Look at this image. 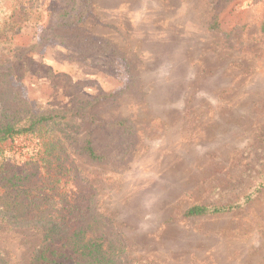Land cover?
Segmentation results:
<instances>
[{"label":"rangeland","instance_id":"1","mask_svg":"<svg viewBox=\"0 0 264 264\" xmlns=\"http://www.w3.org/2000/svg\"><path fill=\"white\" fill-rule=\"evenodd\" d=\"M263 20L264 0H90L82 20L52 29L68 44L32 20L0 43L32 112L116 94L88 111L125 119L129 136L77 120L109 159L72 153L131 264H264ZM11 144L27 158L35 140ZM36 240L0 227L7 264H27Z\"/></svg>","mask_w":264,"mask_h":264},{"label":"trees","instance_id":"2","mask_svg":"<svg viewBox=\"0 0 264 264\" xmlns=\"http://www.w3.org/2000/svg\"><path fill=\"white\" fill-rule=\"evenodd\" d=\"M89 5L90 0H53L51 4L0 0V43L11 41L23 20H32L40 23L47 37L68 44L52 29L79 22ZM211 26L218 28L216 19ZM15 72L12 65L0 62V227L29 228L37 235L27 264H131L125 258V239L107 231L105 216L89 191L91 184L80 174L72 153L76 150L97 163L109 159L96 148L90 133L76 135L80 130L77 120L122 129L129 136L131 126L125 119L107 125L88 111L98 99L116 94L102 92L89 100H77L65 110L35 113L25 107L27 101L11 82ZM22 135L34 139L35 147L27 158L16 159L12 144H6ZM260 184L264 186V180ZM237 206L193 205L184 214L215 213ZM0 264H7L2 250Z\"/></svg>","mask_w":264,"mask_h":264}]
</instances>
